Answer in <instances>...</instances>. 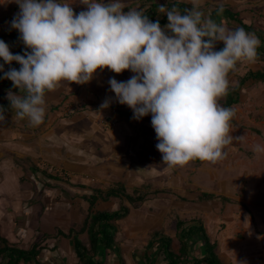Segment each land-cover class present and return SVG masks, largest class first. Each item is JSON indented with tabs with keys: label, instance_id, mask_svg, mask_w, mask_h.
Segmentation results:
<instances>
[{
	"label": "crops",
	"instance_id": "crops-1",
	"mask_svg": "<svg viewBox=\"0 0 264 264\" xmlns=\"http://www.w3.org/2000/svg\"><path fill=\"white\" fill-rule=\"evenodd\" d=\"M9 1L10 13L6 18L0 19V40L9 45L13 54L19 50L30 52L31 49L24 45L18 30L12 27V21L20 12L17 0H6L5 3ZM147 1L163 4L179 1L190 5L194 2L133 0L130 5L125 6L124 11L137 9L144 12L146 7L143 4ZM219 5H228L236 12L240 10V16L246 24L250 25L256 21V25L264 29V11L261 10L264 9V0H199V9L207 10L208 14ZM253 9H259L262 15L257 16L258 13ZM86 10L73 9L76 14ZM166 16L158 11V19ZM168 23L169 20L162 28H166ZM113 78L121 82L128 80L124 73L116 74L110 69H101L92 81L83 85L61 81L55 90L46 93V114L40 125L31 124L27 118L14 119L15 113L8 99V92L11 91L15 95L25 93H21L11 80L0 83V107L5 110L6 117L5 121H0V236L16 246L19 241L32 239L37 233L41 234V238L49 236L47 240L50 242L45 244L47 249L43 250L40 257L44 263L58 259L61 264H78L73 240L64 235L73 229H80L89 212L87 198L95 188L106 190L121 183L127 192L133 193L143 186H148L155 193L149 200L169 195L176 200L175 203L178 200L186 206L190 186L200 184L199 189L204 190L196 195L190 194L194 200L204 204L220 201L223 206H243L247 209L239 195L235 192L229 193L224 188L225 181H220L227 192L223 193L224 195L206 191L210 186H207L208 182H205L202 173L212 177L216 174L204 171L203 166L196 170L198 172L194 173L192 182L186 183L184 194L174 195L172 191L178 188L179 180L184 181L175 173L173 166L165 164L156 147L159 141L157 135H153L156 132L151 123V114L135 122L133 110L120 104L111 90L109 81ZM105 100L110 101V106L101 108ZM106 116L118 120L116 131L105 130L99 125L100 118ZM257 131L260 130H252L254 133ZM261 149L264 150V146ZM262 153L264 154V151ZM206 162L197 164L193 160L190 163L201 166ZM203 193L224 196L232 202L226 203L219 198L201 200ZM149 200L137 208H131L127 218L116 223V245L125 264L127 260L124 253L129 251L124 252L125 244L120 243V238L130 240V244L141 240L143 245L140 246L139 242L137 249L142 250V254L136 259H141L139 264H144L152 233L163 231L161 227L154 226L153 214L141 210ZM111 202L99 201L96 209L111 208L105 206ZM113 208H118V200ZM202 209L209 210V206L206 205ZM237 218V215H232L228 220L234 222ZM178 220L186 223L192 221L178 217L171 233L163 231L165 235L173 238L174 244L175 241L178 244ZM201 221L210 234L207 225L202 219ZM258 225L257 222H251L247 230L238 229L239 232L234 233H228L227 231L231 230H227L224 232H227V237H221L220 242L216 241L218 255L224 264H264V233L261 234ZM86 237V234L80 236L83 240H86ZM221 246L224 247L226 252L223 254L227 258L222 256ZM177 248L178 246L175 249ZM198 251L202 253L200 246ZM156 252L154 248L148 251V254ZM105 255V261L109 257L112 264H120V260L112 251H107ZM159 261L164 263L163 257Z\"/></svg>",
	"mask_w": 264,
	"mask_h": 264
},
{
	"label": "clouds",
	"instance_id": "clouds-1",
	"mask_svg": "<svg viewBox=\"0 0 264 264\" xmlns=\"http://www.w3.org/2000/svg\"><path fill=\"white\" fill-rule=\"evenodd\" d=\"M16 3L20 12L12 27L31 51L14 55L0 40V58L21 66L5 72L0 64L3 78L25 93L8 92L14 119L43 123L46 93L61 81L83 85L101 69L131 71L134 75L126 82L111 79V90L134 118L151 114L165 164L182 167L193 160L216 163L226 158L225 148L234 141L235 112L219 101L228 95L229 73L237 63L257 58L260 40L255 33L217 24L211 13L199 10V0L183 14L175 6H159L169 20L166 28L140 10L125 12L123 0H81L87 10L79 14L66 0ZM221 42L224 47L216 50ZM109 106L105 100L101 108ZM4 113L0 107V121H5Z\"/></svg>",
	"mask_w": 264,
	"mask_h": 264
},
{
	"label": "rangeland",
	"instance_id": "rangeland-1",
	"mask_svg": "<svg viewBox=\"0 0 264 264\" xmlns=\"http://www.w3.org/2000/svg\"><path fill=\"white\" fill-rule=\"evenodd\" d=\"M6 0L0 1V19L10 13L9 5L11 2L5 3ZM15 1V0H11ZM58 1V0H57ZM133 0H123L126 5H130ZM67 3L71 5L73 9H87L86 5L81 3V0H66ZM105 3L110 2V0H104ZM264 11V9H261ZM254 12H257V16H261L259 9H253ZM240 12V10H238ZM264 14V13H263ZM264 16V15H263ZM245 17V15H244ZM255 20V18H254ZM256 20H258L256 18ZM263 22V21H262ZM220 24L225 26L228 29L237 28L235 24H232L228 20L221 19ZM254 25H256L253 22ZM264 26V25H263ZM217 43V45H221ZM261 70L264 69V58L257 57L254 61L248 62H238L236 68L229 73L230 86L235 85L239 78L247 70ZM126 78L129 80L134 73L131 71L123 72ZM235 116L231 122V135L234 138L232 144L228 145L225 148L227 156L225 159L218 161L216 163L206 162L204 165H195L188 163L185 166H173L175 168V173L180 175V178H183L182 182L179 180L178 188L174 189L172 192L174 195L179 193L184 194L186 183H191V178L199 167H204V171L215 172L214 177L206 175L205 172L202 173L207 186L210 188L206 191L215 193L217 195H224L226 188L229 193L235 192L236 195L241 197V202L246 205L247 209H244L243 206H223L220 201L211 203H200L193 198L190 194L194 193L199 194L204 188L199 189L198 186H190L191 190L187 193L188 202L186 206L181 204V202L175 203L176 200L169 195L158 196L157 198H152L144 205L142 209L147 214H153L155 220L154 226L161 227L163 231L171 233L175 227V222L178 217L188 220H197L202 219L207 225L208 231L210 232V237L212 240L221 241V237H227L228 233L239 232L238 229L242 231L247 230L251 222L258 223V229L264 233V154L261 152L264 151L261 148L264 146V83L251 81L247 84L246 89L243 92L241 102L234 107ZM113 117L106 116L105 118H100L99 125L108 130L105 126L106 120ZM141 119H135V122ZM118 124L114 130H108L111 132L116 131ZM135 124V123H134ZM252 132V130L256 131ZM153 135H156L154 133ZM242 137V138H241ZM241 138V139H238ZM257 148L261 151H257ZM179 175H176L177 177ZM185 177V178H184ZM206 177V178H205ZM212 177V178H211ZM179 178V179H180ZM94 182L96 180H93ZM220 181H225L226 186L223 188ZM220 182V187L219 183ZM176 199V198H175ZM110 204L105 205L106 207H114L117 200H111ZM208 205L209 210H203L202 207ZM104 207V205H103ZM244 209V210H243ZM219 211V212H218ZM232 215H237V220L234 222L229 221ZM220 217V219H218ZM224 218V219H223ZM161 220H164V225ZM237 228V229H236ZM236 229V230H235ZM231 230V231H227ZM227 231L225 234L224 232ZM36 234V233H35ZM41 239V234L37 233L34 238H25L23 241H19V247L29 248L31 245L36 243ZM50 240H47L43 245L49 243ZM140 242V246L143 245L141 240L130 244L131 241L125 238H120V243H124V252L127 260V264H139L140 261H137L136 257L142 254V250L139 251L137 244ZM175 248L178 246L177 241L174 244ZM224 247H220V251H224ZM200 254V251L197 252ZM225 257V255H222ZM227 258V257H225ZM161 259V258H160ZM67 264H70L69 262ZM105 264H112L110 258L105 261ZM158 264H164L159 261Z\"/></svg>",
	"mask_w": 264,
	"mask_h": 264
},
{
	"label": "trees",
	"instance_id": "trees-1",
	"mask_svg": "<svg viewBox=\"0 0 264 264\" xmlns=\"http://www.w3.org/2000/svg\"><path fill=\"white\" fill-rule=\"evenodd\" d=\"M146 9L143 12L152 22L158 21L163 27L168 21L167 16L163 19H158L159 6L171 9L173 6L178 8L183 14L186 9H191L193 5L172 1L168 4L155 3L147 1L144 3ZM144 8V7H142ZM202 10L205 15L208 11ZM211 18L220 24V20L226 19L233 22L236 27H242L249 33H255L260 40V46L257 49V57L264 58V29L259 25L246 24L232 7L228 5H219L211 10ZM216 50H220L224 45H216ZM23 50H19L15 54L24 55ZM14 54V55H15ZM0 64H3L4 71H9L11 68L20 69V65L13 62L11 65L5 63L2 59ZM4 73L0 72V83L7 82L3 78ZM264 83V69L247 70L238 80V82L230 86L228 95L222 98L219 103L226 108L234 109V106L241 102L244 90L249 82ZM232 122V121H231ZM197 164L203 161L194 160ZM51 178V177H50ZM155 195L148 186L135 190L133 193L127 192L125 186L118 183L106 190L99 188L92 189V193L87 198L89 203V212L86 215L80 229L71 230L69 234L64 235L73 240V248L78 260V264H105L104 257L107 251H112L120 260V264H125L120 249L116 245V223L121 221L130 214L131 208H137L140 204L149 200V197ZM221 199L223 202L230 203L231 199L224 196H216L214 194L203 193L201 200ZM118 200V208L113 207L98 210L96 205L99 201L110 202ZM177 238L178 248H174L172 237L165 235L163 231H154L150 237L147 246V254L144 264H158L163 257L164 264H224L217 252L218 243L212 240L209 236L201 220H192L190 223L177 221ZM82 234H86V240L80 238ZM49 236L41 238L28 249L18 247L11 244L7 239L0 236V264H61L58 259H52L44 263L40 257L44 249H47L43 243L47 241ZM201 247L200 254H197ZM156 248V253L148 254V251ZM152 252V251H151Z\"/></svg>",
	"mask_w": 264,
	"mask_h": 264
},
{
	"label": "built area",
	"instance_id": "built-area-1",
	"mask_svg": "<svg viewBox=\"0 0 264 264\" xmlns=\"http://www.w3.org/2000/svg\"><path fill=\"white\" fill-rule=\"evenodd\" d=\"M105 126L107 127L108 130H114L115 127L117 126L118 120L115 118L107 119Z\"/></svg>",
	"mask_w": 264,
	"mask_h": 264
}]
</instances>
